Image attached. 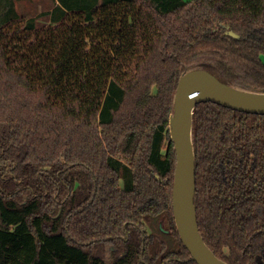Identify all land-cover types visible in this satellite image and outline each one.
Instances as JSON below:
<instances>
[{"label": "trees", "instance_id": "1", "mask_svg": "<svg viewBox=\"0 0 264 264\" xmlns=\"http://www.w3.org/2000/svg\"><path fill=\"white\" fill-rule=\"evenodd\" d=\"M16 1L0 0V264H197L172 211L176 86L202 69L264 92V0H54L28 18ZM191 139L205 244L264 264V115L202 101Z\"/></svg>", "mask_w": 264, "mask_h": 264}, {"label": "water", "instance_id": "2", "mask_svg": "<svg viewBox=\"0 0 264 264\" xmlns=\"http://www.w3.org/2000/svg\"><path fill=\"white\" fill-rule=\"evenodd\" d=\"M227 33L237 37V34L231 30ZM202 101H210L233 110L264 115V92L235 88L221 82L208 71L191 70L178 80L173 109L169 117V135L176 158L171 190L172 211L179 237L197 264H228L218 258L205 244L196 219L191 127L193 109Z\"/></svg>", "mask_w": 264, "mask_h": 264}, {"label": "rangeland", "instance_id": "3", "mask_svg": "<svg viewBox=\"0 0 264 264\" xmlns=\"http://www.w3.org/2000/svg\"><path fill=\"white\" fill-rule=\"evenodd\" d=\"M53 4L54 0H20L15 2V10L25 18L39 17L41 12L49 10ZM38 23L46 24L48 22L39 18ZM120 185L122 186V181L120 182Z\"/></svg>", "mask_w": 264, "mask_h": 264}]
</instances>
